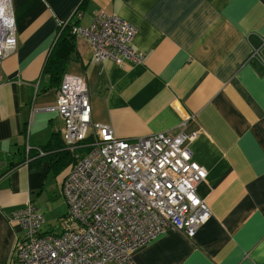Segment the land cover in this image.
I'll use <instances>...</instances> for the list:
<instances>
[{"label": "crops", "instance_id": "obj_1", "mask_svg": "<svg viewBox=\"0 0 264 264\" xmlns=\"http://www.w3.org/2000/svg\"><path fill=\"white\" fill-rule=\"evenodd\" d=\"M76 7L81 15L70 18ZM11 8L16 50L0 71V264L23 234L12 209L33 203L48 229L66 213L73 155L60 137L58 86L42 69L58 24L69 17L86 27L99 9L136 28L131 45L144 58L93 62L88 40L74 37L65 73L86 79L92 122L135 139L173 134L185 121L192 160L206 171L196 194L208 219L191 238L169 229L151 239L134 264H264V64L251 57L264 39V0H11ZM259 54L264 61V44Z\"/></svg>", "mask_w": 264, "mask_h": 264}, {"label": "built area", "instance_id": "obj_2", "mask_svg": "<svg viewBox=\"0 0 264 264\" xmlns=\"http://www.w3.org/2000/svg\"><path fill=\"white\" fill-rule=\"evenodd\" d=\"M80 15L76 7L70 18ZM71 33L88 40L93 62L144 58L131 45L136 28L114 13L99 9L90 25L74 24ZM261 41L251 57L264 64ZM15 50L11 0H0V71ZM55 109L64 148L73 155L61 188L67 210L54 233L42 231L44 215L33 203L12 209L9 218L23 234L10 264H134L132 253L151 239L169 229L191 238L208 219L196 194L206 171L192 160L195 133H185V121L173 134L118 138L110 126L92 122L86 79L69 73L62 75Z\"/></svg>", "mask_w": 264, "mask_h": 264}, {"label": "trees", "instance_id": "obj_3", "mask_svg": "<svg viewBox=\"0 0 264 264\" xmlns=\"http://www.w3.org/2000/svg\"><path fill=\"white\" fill-rule=\"evenodd\" d=\"M72 25L74 24H58V33L45 59L42 74L48 76L51 85L59 87L62 75L67 72L70 56L74 52Z\"/></svg>", "mask_w": 264, "mask_h": 264}, {"label": "rangeland", "instance_id": "obj_4", "mask_svg": "<svg viewBox=\"0 0 264 264\" xmlns=\"http://www.w3.org/2000/svg\"><path fill=\"white\" fill-rule=\"evenodd\" d=\"M61 217H62V216H61ZM61 217H60V218H61ZM60 218H59V219H60ZM59 219H55V221L52 223V224H53V227H50V229H48V228L46 227V225L43 224V226L41 227V228H42V231H43V232H50L49 230H55V227H56V226H57V227H58V226L60 227ZM52 224H51V225H52ZM51 228H52V229H51ZM53 228H54V229H53Z\"/></svg>", "mask_w": 264, "mask_h": 264}]
</instances>
